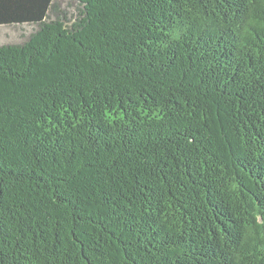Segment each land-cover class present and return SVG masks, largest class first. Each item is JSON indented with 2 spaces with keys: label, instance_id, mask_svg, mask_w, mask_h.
Masks as SVG:
<instances>
[{
  "label": "trees",
  "instance_id": "1",
  "mask_svg": "<svg viewBox=\"0 0 264 264\" xmlns=\"http://www.w3.org/2000/svg\"><path fill=\"white\" fill-rule=\"evenodd\" d=\"M0 0V264H264V0Z\"/></svg>",
  "mask_w": 264,
  "mask_h": 264
},
{
  "label": "rangeland",
  "instance_id": "2",
  "mask_svg": "<svg viewBox=\"0 0 264 264\" xmlns=\"http://www.w3.org/2000/svg\"><path fill=\"white\" fill-rule=\"evenodd\" d=\"M82 7L74 0H56L47 21L59 18L68 26L80 19ZM39 27L37 25H18L0 27V46L22 45L30 40Z\"/></svg>",
  "mask_w": 264,
  "mask_h": 264
}]
</instances>
